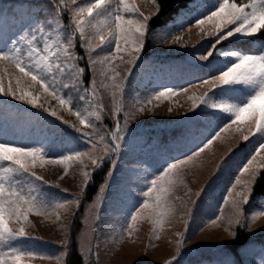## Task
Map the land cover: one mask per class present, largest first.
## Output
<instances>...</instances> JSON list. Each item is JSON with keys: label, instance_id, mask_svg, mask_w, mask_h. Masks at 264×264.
I'll return each instance as SVG.
<instances>
[{"label": "snow or ice", "instance_id": "obj_1", "mask_svg": "<svg viewBox=\"0 0 264 264\" xmlns=\"http://www.w3.org/2000/svg\"><path fill=\"white\" fill-rule=\"evenodd\" d=\"M149 2L154 11L148 15L140 11L135 3H129V0H86L82 5L77 0H49L52 6L50 12L31 3L22 13L15 6H0V97H11L12 100L36 108L40 97L19 87L24 78H28L33 85H39L41 95L46 94L55 100L59 108L67 110L81 126L71 125L79 135L68 140L58 156L51 155L52 145L47 137L33 144L23 145L0 136V264H23L25 259L35 258L54 259L55 264H66L62 257L67 256L71 247V230H68L62 241L65 251L61 256L45 255L31 246H25V238L32 239L28 233L31 226L29 215L49 218L54 216L56 221H60V210L68 211L73 206L75 215L79 212L82 198L87 195V188L95 171L102 169L105 162L111 161L104 182L100 184L93 203L86 208L82 218L83 228L77 243L87 264L94 254L93 240L99 233L100 211L106 199V188L111 186L118 158L129 148V137L132 135L130 120L135 119L137 114H143L146 109L151 112L153 101L189 91L188 87H154L144 97L137 96L131 109L124 111L127 89L134 71L140 68L146 41L151 34L157 43H177L181 36L175 33H182L188 28L191 19H194L195 27L206 37H214V41L210 42V48L202 46L200 51L189 56L188 63L196 69L206 71L210 78L194 77L196 86H207V90L199 97H189L192 100L190 111L194 112V116L185 119L191 124L194 120L205 117L214 125L212 130L215 134L210 139L200 140L195 150H189L191 154L184 153L183 157L175 156L171 160H165L161 170H132V187L125 192L130 207L121 214L119 239L131 236L134 222L142 214L144 218L152 220L155 226L151 238L158 239L159 226L166 217L175 213L168 197L182 183L184 167L207 149L221 132L245 119L250 123L243 139L256 137L252 145L253 151L242 166L236 167L238 175L235 182L223 197L224 204L229 206L228 211L223 212L222 205L221 215H217L211 223L222 227L227 233L230 241L222 245L227 249L230 243L240 240L237 229L251 231L252 224L264 217V207L254 211L250 217L245 211V206L253 200L259 172L264 170V164L257 163L258 156L264 160V155H261L264 150V0H208L207 4L198 0L192 7L180 9L170 24L154 33L150 30V20L152 16L159 15L160 5L157 0ZM66 13L68 24L63 23ZM206 24L210 25L207 30L204 27ZM225 41L229 45L243 42L252 47L243 49L223 46L222 42ZM218 45L221 46L217 47ZM77 48L83 50V56L76 51ZM192 55L195 59H192ZM125 56L128 57L127 60H124ZM85 59L87 68L81 66ZM114 60H121L127 65L126 75L123 77L113 67ZM196 61L207 63L197 64ZM118 67L120 65H116ZM9 68H14L22 75L9 74ZM89 70L93 76L86 84L84 75ZM97 75L100 77L99 85ZM6 76L7 88L4 86ZM12 80H15L17 87L12 86ZM98 87H103L112 97V128H106L103 124V107L97 102ZM64 90H69V94L65 95ZM72 90L87 108L73 104ZM39 106L48 115L56 117L62 123H68L58 115L57 110L42 104ZM196 109L200 111L196 112ZM122 112L124 120L121 124ZM33 116L37 121L43 120V117L25 113L22 109H16L13 113V106L8 100H0V117H4L6 121L12 119L19 124L30 121ZM221 122L223 127H220ZM84 129H91V132ZM190 135L194 141L199 139L194 134ZM76 140L83 141L89 146L88 149L79 151L75 146ZM153 148L159 150L155 143L149 145V149ZM72 162L82 165L80 192L78 197L60 201L54 193L43 190V177L37 175L34 169L38 164L41 167L45 164H61L67 174ZM89 166L91 171L87 170ZM230 166L226 159L218 165L217 171ZM237 186L240 190L234 192ZM202 192L203 189L196 195L200 196ZM133 193L144 199L137 202ZM192 203L195 204V201ZM183 206L188 215H191L192 208L187 204ZM184 239L182 237L181 244L177 246V255L180 254ZM245 247L246 245H241V250ZM95 249L98 260V243ZM169 264L174 262L169 261ZM224 264L239 262L231 260ZM257 264H264V252Z\"/></svg>", "mask_w": 264, "mask_h": 264}, {"label": "rangeland", "instance_id": "obj_2", "mask_svg": "<svg viewBox=\"0 0 264 264\" xmlns=\"http://www.w3.org/2000/svg\"><path fill=\"white\" fill-rule=\"evenodd\" d=\"M77 2L82 5L86 0H77ZM197 2L198 0H195L185 9L192 7ZM199 2L207 4L208 0H199ZM237 2H240V0H237ZM244 2H247V0H244ZM30 3L40 5L49 12L52 8L49 0H0V6H15L21 13ZM129 3H135L145 15L154 11L149 0H129ZM63 23H69L67 13L63 18ZM17 27H19V24H17ZM204 27L207 30L210 25L206 24ZM175 35L181 36L179 42L165 44L155 42L150 34L151 48L149 56L144 58L142 54L140 68L133 73L131 84L127 89L124 111L131 109L137 96L144 97L154 87L164 85L188 87L189 91L187 93L181 91L161 101H153L150 106L152 108L151 112L146 109L143 114H137L135 119L130 120L129 128L132 135L129 137V148L118 158V164L111 179V186L106 188V199L100 211L99 233L93 240L94 254L87 261V264H169V261H173L174 264H224L225 261L231 260H236L239 264H257L262 252H264V243H259L245 247L236 255L229 254V250L223 248L222 245L229 242L230 238L222 227L211 223L217 215H221L222 205L224 206L223 212L228 211L229 206L224 204L223 197L228 194L227 189L235 182V177L238 175L235 170L236 167L242 166L250 158V152L253 151L252 145L256 137L250 136L249 140L243 139V134H247L250 123L248 119L232 125L225 132H221L219 137L213 140L207 149L184 167L182 183L177 185L168 197L169 203L175 208V213L166 217L159 226L158 239L151 238L155 226L152 220L144 218L143 214L141 218L134 222L131 236H125L123 240L119 239L122 223L121 214L130 207L125 198V192L132 187L130 183L132 170L137 168L141 172L145 170L152 172L154 169L161 170L165 160H170L175 156L183 157L184 153L191 154L189 150H195L200 140L210 139L211 135L215 134L212 130L214 125L205 117L194 120L191 124L185 119L194 116V112L190 111L192 100L189 97H199L207 90V86H196L194 77L210 78L206 71L196 69L188 63L189 56L200 51L202 46L210 48V42L214 41V37H206L199 28L194 26V19L189 20L188 28H185L182 33L176 32ZM234 39L230 38V40ZM222 43L223 46H235L243 49L252 47L243 42H236L234 45H229L228 41ZM76 51L79 54L83 53L81 56L84 55L82 49L77 48ZM127 59L128 57L125 56L124 60ZM192 59H195L194 55H192ZM84 61L87 62L86 59ZM85 62L82 61L81 63L84 64ZM196 63L205 64L207 62L196 61ZM116 65H120V67L116 68ZM113 67L120 77L126 75L127 65L121 60H114ZM8 72L18 76L22 75L17 73L14 68H9ZM92 76L93 73L90 71V79ZM96 80L99 85V75L96 76ZM189 81H192V84H189ZM4 86L5 88L8 86L7 76L4 79ZM12 86L17 87L15 80H12ZM19 87L29 91L32 95L40 97L36 108L12 100L11 97H0V100L7 99L9 104L13 106V113L16 109H22L25 113L43 117V120L37 121L33 116L30 121L17 124L12 119L6 121L4 117H0V136L6 137L13 143L23 145L33 144L35 141L47 137L52 145L51 155L58 156L64 150L65 143L79 135L71 127L72 124L81 127L79 122L67 110L59 108L55 100H52L46 94L41 95L39 85H33L30 79L24 78ZM97 91L99 95L97 102L103 107V124L106 128H112L114 126L112 97L103 87H98ZM64 94H69V90H64ZM71 95L74 105L87 108V105L79 100V96L74 90L71 91ZM41 104L57 110L58 115L68 123H62L56 117L48 115L39 106ZM169 109H171V112H169ZM195 111L199 112L200 110L196 109ZM123 120L124 115L122 112L120 114L121 124ZM220 127H223V122L220 123ZM237 128H239V131H237ZM174 129L183 131L175 136L160 133L161 131ZM84 130L91 132V129ZM218 130L217 128L216 131ZM151 131L156 133L150 134ZM190 133L199 139L194 141ZM148 138H151V140L148 141ZM153 143L159 146V150L156 148L149 149V145ZM75 146L79 151H85L89 147L80 140L75 141ZM261 155H264V150H262ZM113 158L117 159L116 157ZM226 159L231 166L217 171L218 165ZM257 163L264 164V160H261L258 156ZM110 167L111 161H107L102 169L95 171L94 175L100 171H105L106 177ZM87 170L91 171V167L89 166ZM34 171L37 175L43 177V190L54 193L56 199L63 201L78 197L82 180V165L80 163H70L67 174H65L64 166L61 164H45L43 167L38 164ZM202 189V194L197 196L196 193L201 192ZM145 190L147 189L145 188ZM238 190H240L239 186L233 191ZM133 195L137 202L144 199L142 196H136L135 193ZM94 196L89 201H86L87 195L84 196L79 212L75 215H73L74 206L68 211L60 210V221H56L54 216L49 218L30 214L31 226L28 228V233L32 239L25 238V246H31L37 252L48 256L59 257L65 251L62 241L70 229L71 241L76 244L77 254L80 256L82 264H86L85 258L80 254L81 249L77 240L83 228L82 218L85 210L93 203ZM192 201H195V204ZM184 204L192 208L191 215L186 212ZM138 206L137 203L136 207ZM262 207H264V200L258 199L245 206V211L250 217L254 211H258ZM10 226L15 227V225ZM237 231H243L246 235H249L252 241H258L259 238L264 239L259 237L264 235V217L257 219L252 224L251 231L247 229H237ZM182 237L185 239L180 247V254L177 255V246L181 244ZM97 243L99 244L98 260L95 255V245ZM69 251L70 249H68V254ZM68 254L66 257H62L66 260V264ZM23 264H55V260L25 259Z\"/></svg>", "mask_w": 264, "mask_h": 264}, {"label": "trees", "instance_id": "obj_3", "mask_svg": "<svg viewBox=\"0 0 264 264\" xmlns=\"http://www.w3.org/2000/svg\"><path fill=\"white\" fill-rule=\"evenodd\" d=\"M194 1L195 0H157V3H159L160 5V13L157 16H153L150 20L151 32L153 33L156 30L164 28L169 22H171L176 17L180 9H185L187 6L192 4ZM150 48H151V40L148 37L146 44H145V50L143 52L144 58L149 56ZM82 54L83 53H81L80 55ZM81 66H84L87 68V62H85L84 64L81 63ZM89 80H90V70L86 71L84 75V81L86 84L89 82ZM180 131H183V130L174 129V130H168V131H161L160 133H167V134H170L171 136H175ZM153 133H156V132H152V131L150 132V134H153ZM147 140L150 141L151 138H148ZM105 174H106L105 171H100L99 173L94 175L92 184L88 186L86 201H89L97 193V190L100 184L105 179L104 178ZM258 199L264 200V170H261L257 177V181L255 184V194L253 196L252 202ZM238 232L240 234V240H238L236 243H230L229 248H227V250H229V254L236 255L241 250V245H246L247 247L251 244L264 243V239L262 238H259L258 241H252L249 235H246L243 231H238ZM259 237L264 238V235H261ZM67 264H82L81 258L77 254L75 242L71 244L70 251L68 254Z\"/></svg>", "mask_w": 264, "mask_h": 264}]
</instances>
